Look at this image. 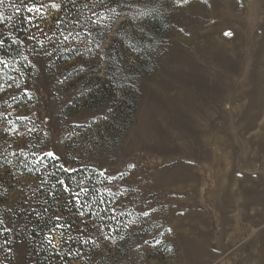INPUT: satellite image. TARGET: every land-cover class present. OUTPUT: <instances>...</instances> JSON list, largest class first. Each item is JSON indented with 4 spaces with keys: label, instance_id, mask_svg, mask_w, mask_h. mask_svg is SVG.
I'll return each instance as SVG.
<instances>
[{
    "label": "rangeland",
    "instance_id": "obj_1",
    "mask_svg": "<svg viewBox=\"0 0 264 264\" xmlns=\"http://www.w3.org/2000/svg\"><path fill=\"white\" fill-rule=\"evenodd\" d=\"M89 1L93 22L60 45L19 37L33 70L0 78V162L53 151L105 177L94 188L118 233L91 264H264V0ZM68 42L79 51L63 61L53 50ZM0 179L15 186L0 201L12 264H35L15 208L36 180L12 167Z\"/></svg>",
    "mask_w": 264,
    "mask_h": 264
},
{
    "label": "trees",
    "instance_id": "obj_2",
    "mask_svg": "<svg viewBox=\"0 0 264 264\" xmlns=\"http://www.w3.org/2000/svg\"><path fill=\"white\" fill-rule=\"evenodd\" d=\"M44 1L48 0H0L2 82L10 83L21 70H33L19 37L31 38L36 46L45 43L54 48L66 39V35L77 30V24L90 25L93 22L87 18L89 0H60V10L52 16V24H42L40 20L43 18H39V15L47 8ZM32 8L38 11H30ZM114 22L107 26L105 37ZM128 24L123 22L114 31L115 35L108 44L105 54L108 68L117 62L119 48L116 44H119V39L125 43L129 41L124 32ZM68 43L69 46L61 44L63 49L57 46L53 50L63 61L75 59L79 51L77 44L73 46ZM20 87H23L22 82ZM58 164V161H45L32 155L16 153L0 162V170L12 167L20 174L36 180L26 189L15 208L17 219L26 228L24 239L29 254L35 258V264H91L103 244L105 233L110 237L118 233L117 216L110 194L99 191L97 186V189L94 188L95 180L100 183L105 177L94 171L95 174H89L91 170L87 168L64 171L54 166ZM5 183V180L0 179V201H4L15 187L12 183ZM14 243V237L0 215V264H12L11 250Z\"/></svg>",
    "mask_w": 264,
    "mask_h": 264
},
{
    "label": "snow or ice",
    "instance_id": "obj_3",
    "mask_svg": "<svg viewBox=\"0 0 264 264\" xmlns=\"http://www.w3.org/2000/svg\"><path fill=\"white\" fill-rule=\"evenodd\" d=\"M29 10L30 11H38V9H36V8H32V9H29ZM45 156L48 157V158H51L53 161H60L61 160V157L57 153H55L53 151L46 152ZM54 166H58L59 168H61L64 171H71L70 169H66L63 163H60V164L54 165ZM82 191H84V189H82ZM76 195L79 196V193H77Z\"/></svg>",
    "mask_w": 264,
    "mask_h": 264
}]
</instances>
